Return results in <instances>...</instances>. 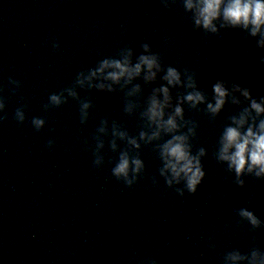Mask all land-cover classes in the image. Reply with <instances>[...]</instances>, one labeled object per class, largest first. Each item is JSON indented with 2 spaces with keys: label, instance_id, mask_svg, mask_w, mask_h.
I'll return each instance as SVG.
<instances>
[{
  "label": "clouds",
  "instance_id": "1",
  "mask_svg": "<svg viewBox=\"0 0 264 264\" xmlns=\"http://www.w3.org/2000/svg\"><path fill=\"white\" fill-rule=\"evenodd\" d=\"M160 3L166 10L177 4L182 6L194 31L208 36L220 35L221 30H238L245 38L255 41V49L264 50V0H160ZM51 47L59 51V41L53 39ZM139 48L137 54L131 44L124 45L115 55L78 71L69 86L51 93L42 106L48 112L61 108L69 100L76 101L79 122L86 125L95 105L91 97L82 98L78 90L123 94V113L128 117L138 116L139 131L133 135L121 122L102 118L90 140L83 141L92 154L93 168L99 170L106 163L112 165L111 177L131 189L146 174L142 148L150 147L160 162L158 176L167 189L181 197L185 193L195 195L206 177L203 159L208 152L203 146L195 148L193 141L198 136L199 123L186 118V107L190 112H202L210 122H215L230 105L235 111L226 117L213 158L225 166L226 179L230 177L239 188L245 187V177L264 181V95L254 96L249 87L225 78L212 83L209 95L201 89L196 71L165 64L162 54L148 42L141 43ZM259 62L264 65V56H260ZM158 81V86L151 87L145 96L144 87L157 85ZM8 85L13 95L22 87L21 81L11 77ZM3 92L4 88L0 87V124L8 120L7 98ZM26 108L25 104L15 109L12 118L17 124L23 125L28 119ZM29 123L40 132L47 120L32 117ZM54 144L49 139L46 147L51 149ZM106 147L115 154L113 157L106 159ZM151 181L154 187H159L157 175ZM235 214L237 224H246L249 231L264 229V221L254 211L241 207ZM210 247L214 249L215 245L210 243ZM139 264H158V261L149 256ZM221 264H264V249L253 237V245L247 251L232 248L223 254Z\"/></svg>",
  "mask_w": 264,
  "mask_h": 264
}]
</instances>
